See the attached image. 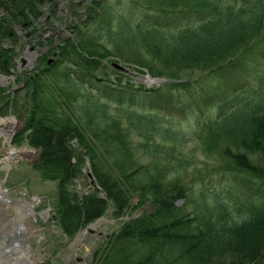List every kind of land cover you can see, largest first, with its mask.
<instances>
[{"label":"trees","instance_id":"trees-1","mask_svg":"<svg viewBox=\"0 0 264 264\" xmlns=\"http://www.w3.org/2000/svg\"><path fill=\"white\" fill-rule=\"evenodd\" d=\"M178 1L95 0L76 36L55 47L56 60L40 57L44 66L25 74L27 114L16 141L38 150L33 167L43 181L58 182L63 234L73 239L110 202L116 218L152 203L111 234L91 264H264V0H183L191 11L167 6ZM44 6L56 13L58 0H0L3 72L23 39L18 31L39 32ZM138 48L147 55L138 65L167 84L147 88L103 76L104 59ZM81 96L89 102L77 120L71 108ZM208 107L198 142L217 164L197 189L169 176V168L176 172L168 156L181 147L171 118ZM152 151L169 155L146 164ZM88 161L96 186L79 194L76 180L90 182Z\"/></svg>","mask_w":264,"mask_h":264},{"label":"rangeland","instance_id":"rangeland-1","mask_svg":"<svg viewBox=\"0 0 264 264\" xmlns=\"http://www.w3.org/2000/svg\"><path fill=\"white\" fill-rule=\"evenodd\" d=\"M95 0H58V7L56 13H51L49 7H42L43 17H41L39 26V32L32 38L27 39L26 44L27 53H35L34 58L26 57L28 66L26 71L33 70L34 68L42 67L39 58L43 56L46 58L48 63H52L56 60L54 53L56 52L55 47L59 44V41L64 38H72L76 36V27L82 25L86 15L84 14L85 6L92 5ZM97 1V0H96ZM146 2V0H140ZM81 3V4H80ZM183 3L186 1L179 0L177 4L172 2L170 7H177V10H185L184 7L191 8L190 5L186 6ZM77 4H79L77 6ZM123 10V8H122ZM129 15L130 12H127ZM193 13V12H192ZM4 14L0 11V18ZM263 28L259 32V38L264 37V17ZM55 25V26H54ZM74 29V32L71 31ZM76 30V31H75ZM19 35H23L21 29L18 31ZM59 35V36H57ZM55 40V44L52 45L50 41ZM21 45V44H20ZM9 47V48H8ZM4 48H8L9 51L12 49L11 45L7 46L4 43ZM111 50H115L113 45H110ZM20 49V47H19ZM146 58L147 55L144 50L138 48V53L134 52L133 49L127 52L110 55L108 58L102 61L103 69L102 74L110 80H122L123 83L131 82L136 86H145L147 88L158 87V83L154 80L155 77L151 76L149 69L140 66V62H143L142 58ZM150 58V57H149ZM19 60V59H18ZM50 60V62H49ZM151 62L155 60L150 58ZM114 63L126 66L131 70V73L123 72L113 66ZM24 68L22 67L19 71V76L22 75ZM177 77H181L176 75ZM197 76V75H195ZM7 80L8 87L12 89H18L17 91L24 90V85L19 83V79L10 78V76H3L2 80ZM148 79L153 80V83H148ZM158 80H165V78H156ZM236 83V82H235ZM162 84V83H161ZM167 84V83H165ZM237 84V83H236ZM16 91V92H17ZM26 95V91H22L17 97H19V103H17L12 109L7 111L8 113L0 119H15L17 124L25 122L26 114L24 101L22 98ZM93 102L98 103V106H107L112 112L115 106L108 103L103 99L97 100L96 98H90ZM89 100L81 96L74 106L71 108V112L74 113L77 120L83 117V112L86 111V107ZM213 111L210 107L204 108L202 112L193 111L189 115L183 117L171 118L177 123L176 129L179 131L181 138L178 140L181 143V147L177 149L174 154L169 153H150L149 156L143 157L146 164H150L158 156H168V162L176 173L171 168L168 169L169 176L182 175L184 181L193 182L197 189H201L204 184L201 181L205 178H209L206 173L209 169L215 166L216 157L205 154L199 147V123L205 118L209 117V114ZM169 118V117H168ZM167 118V119H168ZM24 126V125H23ZM22 126V127H23ZM22 129V128H21ZM13 148H20L27 150V154L22 158H18L14 163V170L19 167L17 171L13 170L5 176V182L12 183L14 189L10 194L17 200L13 201L14 205L24 207L30 205L33 207L34 215L29 218L26 216L21 220V224L24 223L28 230L23 228L27 232L23 233V246L21 247L22 256L26 259H30L32 264H91V260L94 257L96 249L105 244L106 240L109 239L110 235L118 232L123 225L131 222L144 214L152 211V203L148 202L141 206H132L124 217L116 218L114 216V208L112 203H109V207L103 217L95 221L94 223L87 226L85 229L79 231L73 239H69L65 236L61 230L60 225L56 221V204L58 197V182L43 181L40 174L35 171L34 164L37 163L36 155L38 150L31 148L28 144H24L22 147L15 142ZM183 148V149H182ZM181 149V150H180ZM88 167V165H87ZM201 170V171H200ZM89 168H85L84 173L88 178ZM210 172V171H209ZM2 176L6 175L4 172ZM0 174V177H1ZM17 179H16V178ZM3 177L0 178V180ZM14 180V181H13ZM90 181V180H89ZM84 179L76 180L75 189L79 194H87L88 191H92L95 187L94 184L89 182V185L85 183ZM207 188H211L210 184H206ZM6 187V184H5ZM187 209L191 211L192 207L188 206ZM4 216H1L5 220V215H9V212L2 209ZM19 224V223H18ZM17 224V225H18ZM3 227L2 237H0V247L4 248L7 245L6 239L8 234H11L10 227ZM17 232H15L16 234ZM10 242V240H9ZM11 264H17V261H13L11 258L8 259Z\"/></svg>","mask_w":264,"mask_h":264},{"label":"flooded vegetation","instance_id":"flooded-vegetation-1","mask_svg":"<svg viewBox=\"0 0 264 264\" xmlns=\"http://www.w3.org/2000/svg\"><path fill=\"white\" fill-rule=\"evenodd\" d=\"M25 34H23V39L21 41V46H20V49L18 48V50L14 53L13 56H11L10 58H8L4 64L5 67H9L8 68V73H5L3 72V70H0V118L4 117L5 114H7L9 111V109H12L16 104H15V98H16V95L23 91H17L16 89H12L9 86V84L7 83V80L3 79L2 80V77L3 76H10V78H14L13 81H15V79H19V83L23 84L24 85V88H25V74H30L32 71H34L35 69L33 70H30V71H26L25 69L27 68V64H28V60L27 58L30 57L31 59L34 58L35 56V53L32 52L31 54H28L26 51L27 49L26 48V44H28V41L27 39H30L32 37H34L35 35L33 36H24ZM59 36V35H57ZM27 57V58H26ZM18 59H22L21 63L18 61ZM23 60H25V64L23 63ZM24 68V71L22 72V75L19 76V71L21 68ZM17 91V92H16ZM2 120V119H0ZM4 127L6 129H9L7 128L5 125ZM23 129V127H21ZM19 128L17 130V123L15 124V126L10 129L8 131V133H11V137H10V141L6 144L7 147L4 145L3 141H2V136L0 135V174L1 173H5L6 175H3L1 174V177H3V179L0 180V190L2 191V193L4 194L5 196V199L3 198V195L0 194V237H2V230H3V227H10L9 230H11V234H8V238L6 239V246H10L11 248H14L16 246V237L18 236V229H17V222H14L12 220V213H11V210L12 209H8L7 211V208L4 209V206L6 205H12V206H18L17 204L14 205L13 204V201L14 200H17L18 198H14L12 197L10 194L12 193L13 191V187L15 185L14 184H10V183H7L5 182V179L4 178L5 176H7V174H9L12 170H13V176H14V172L17 171L19 169V167L17 169L14 170V163L16 162V160H18V157H15L13 153H11L9 151V149H14L13 148V145H15L16 143V139H17V136L22 132V129ZM17 130V131H16ZM24 144H27V143H23L22 145H20L19 147H22ZM20 148H15L14 150H19ZM7 155H9L8 158ZM0 177V178H1ZM16 178V177H15ZM17 179V178H16ZM14 181V180H13ZM5 184H6V187H5ZM19 201V200H17ZM7 203V204H5ZM2 209L7 212H9V215H5V220H3V218L1 216H4V213L2 211ZM15 232H17L15 234ZM10 240V242H9ZM1 246V244H0ZM11 258L13 260V257H10L8 255V259Z\"/></svg>","mask_w":264,"mask_h":264},{"label":"bare ground","instance_id":"bare-ground-1","mask_svg":"<svg viewBox=\"0 0 264 264\" xmlns=\"http://www.w3.org/2000/svg\"><path fill=\"white\" fill-rule=\"evenodd\" d=\"M153 82H154L153 80L148 79V83H153ZM16 123H17V121L15 119H11V120L10 119H2V120H0V135L3 137L2 141L6 147L8 145L6 143H8L10 141V137H11V133H8V131L10 129H12ZM4 125L9 129H6L4 127ZM9 151L11 153H13L15 157H18V158H22V157H24L25 154H27V150H25V149L14 150V149L10 148ZM8 156L9 155H7V157ZM0 194H2L3 198L5 199V196L1 190H0ZM5 204H7V203H5ZM5 208H7V211H8V209H12L11 210L12 220L14 222L19 223L17 225L18 236L16 237V246L14 248H11L10 246L7 247L6 245H4V248L0 247V264H11L8 261V255L10 257H13V261H17V264H32V261L30 259L28 260L22 256L23 252H21V247L23 246V242H22L23 236H24L23 233L27 232V231L22 230V229L25 228L26 230H28V228L24 223H22L21 226H20V224H21V220L23 219L24 216L27 215L26 217L29 218L31 215H34L33 207L28 205V204L25 205L24 207L23 206L22 207L12 206V205L8 204V205L4 206V209Z\"/></svg>","mask_w":264,"mask_h":264},{"label":"water","instance_id":"water-1","mask_svg":"<svg viewBox=\"0 0 264 264\" xmlns=\"http://www.w3.org/2000/svg\"><path fill=\"white\" fill-rule=\"evenodd\" d=\"M49 62H50V61H49ZM23 63L25 64V60H23ZM113 66H114L115 68L121 70V71L130 72V70H129L126 66H123V65H120V64H117V63H114ZM154 80H155L159 85H161V83H162V84L167 83L166 80H158V79H154ZM22 126H23L22 123L17 124V130H18L19 128H21ZM17 130H16V131H17ZM88 176H89L90 179H91V183H92V184H95V178H94V175L92 174V172H89V173H88Z\"/></svg>","mask_w":264,"mask_h":264}]
</instances>
